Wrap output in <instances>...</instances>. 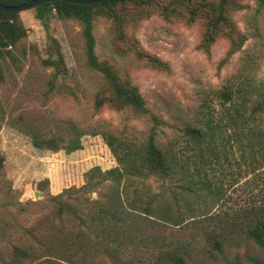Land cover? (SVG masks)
Masks as SVG:
<instances>
[{
	"label": "rangeland",
	"instance_id": "rangeland-1",
	"mask_svg": "<svg viewBox=\"0 0 264 264\" xmlns=\"http://www.w3.org/2000/svg\"><path fill=\"white\" fill-rule=\"evenodd\" d=\"M198 1L201 11L192 22L185 1L173 0L116 8L118 29L107 14L94 17L97 57L122 83L138 87L151 112L167 123L158 144L185 166L166 179L122 181L129 194L118 225L100 213L114 181L95 178L85 188L86 174L120 167L100 133L138 149L151 124L130 110L99 106L109 89L88 66L78 20L51 17L45 26L34 9L20 13L27 33L0 59V264H176L175 255L184 264H264V250L247 236L264 219V148L254 152L240 135L245 146L238 142L215 96L231 84L247 88L249 111L264 102V5L230 0L227 16L238 38L227 27L205 38L218 0ZM49 58H62V73L47 65ZM209 118L222 130L211 163L184 133L187 126L207 129ZM259 119L264 129V111ZM32 133L81 134L83 149L40 150ZM59 195L74 210L61 217L52 201ZM150 201L160 217L130 210V202ZM13 247L26 256H16Z\"/></svg>",
	"mask_w": 264,
	"mask_h": 264
},
{
	"label": "trees",
	"instance_id": "trees-1",
	"mask_svg": "<svg viewBox=\"0 0 264 264\" xmlns=\"http://www.w3.org/2000/svg\"><path fill=\"white\" fill-rule=\"evenodd\" d=\"M33 0H0V4L5 6H19L29 3ZM153 0H105L99 4L94 5H79L69 2L59 1L48 4L39 5L33 8L36 12V18L41 21L45 26L51 17L59 19L74 18L78 20L83 27V36L85 39L86 59L88 66L100 73L105 79L109 91V97H99L97 103L99 106L109 105L118 111L130 110L136 116L145 118L151 124L150 134L145 143L138 149L132 147L125 142L116 143L112 136L105 133H100L106 141L107 146L115 156L120 167L102 172L99 167L91 169L87 175V184L85 188L92 185L95 178L102 180L112 179L114 183L109 187V197L100 208L102 220H107L106 223H113L118 225L123 223L125 217L124 198L128 197V188H121V182L125 179H130L136 176L149 178L151 176H158L166 179L176 174L179 169H185L180 164L178 155L170 154L164 150L157 142V133L161 127H166L167 123L160 117L151 112L147 107L146 102L139 92L138 87L124 84L121 82L120 77L112 66L107 62H102L95 52V38L93 34V20L96 14H107L110 18L114 19L116 27L120 26L116 8L126 7L128 5L138 6L144 2L149 5ZM172 1V0H167ZM179 3H186L188 9L192 10L189 22L195 21V15L198 14L202 5L198 0H173ZM185 1V3H184ZM191 2L194 6L191 5ZM230 0H218L215 6L213 17L208 19L207 31L205 38H216L218 30L222 27H227L231 38H238L236 31L232 24H230L227 11ZM175 4V3H173ZM182 4V5H183ZM188 5H191L190 7ZM260 5H264V0H260ZM181 7V6H180ZM163 15L169 16V7L167 4L162 6ZM27 33L24 27L20 13H5L0 11V59L4 56V50L7 51L9 47L15 46ZM61 60H54L49 58L46 63L57 70V73H62L63 63ZM0 70V78H1ZM247 88L236 87L234 85H226L215 93V96L222 103L223 115L228 120L229 127L233 129L238 142L242 145L243 140L240 138L244 136L247 141L248 147L254 152L264 148V129L259 124V114L264 111V102H255L250 111L247 104L250 98L247 96ZM208 107V105L206 106ZM209 115L210 112H208ZM214 120L209 118L207 120V129H199L191 126L184 128L185 136L195 142L201 153V158H206L211 163V158L217 157L219 146L217 145L219 125H214ZM257 122V123H256ZM253 123V124H252ZM228 127V126H227ZM240 135V137H239ZM81 134L65 139L63 137L51 136L45 137L38 133H32L33 146L40 150L59 151L64 150L67 153H73L83 149L81 142ZM4 158L0 157V171L3 168ZM184 173V172H183ZM184 179L181 181L180 188H184ZM186 184V182H185ZM52 201L57 207V214L61 217L67 212H73L62 198V195L55 196ZM153 201H150L147 206H139L132 202L129 203L130 210H140L146 216L160 217L158 212H154ZM247 236L256 245L264 250V219L257 220L254 225L248 229ZM213 247L221 250V242L214 238ZM13 252L16 256H26V253L18 247H13ZM176 264H184L183 258L177 255L173 256Z\"/></svg>",
	"mask_w": 264,
	"mask_h": 264
},
{
	"label": "water",
	"instance_id": "water-1",
	"mask_svg": "<svg viewBox=\"0 0 264 264\" xmlns=\"http://www.w3.org/2000/svg\"><path fill=\"white\" fill-rule=\"evenodd\" d=\"M59 1H64V2H69L73 4H79V5H94V4H99L105 0H33L29 3H25L19 6H5V5L0 4V11L5 12V13H18L19 14L23 11L33 9L39 5L59 2ZM35 197L38 198L39 196L36 194Z\"/></svg>",
	"mask_w": 264,
	"mask_h": 264
}]
</instances>
